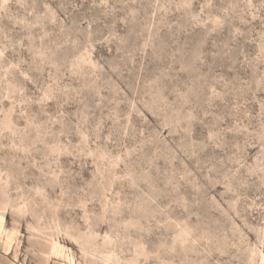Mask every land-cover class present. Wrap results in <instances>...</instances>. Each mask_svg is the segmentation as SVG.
Instances as JSON below:
<instances>
[{"label": "rangeland", "instance_id": "rangeland-1", "mask_svg": "<svg viewBox=\"0 0 264 264\" xmlns=\"http://www.w3.org/2000/svg\"><path fill=\"white\" fill-rule=\"evenodd\" d=\"M0 264H264V0H0Z\"/></svg>", "mask_w": 264, "mask_h": 264}]
</instances>
